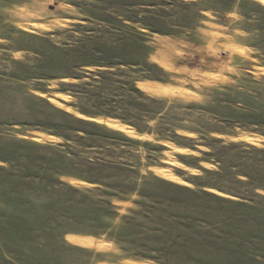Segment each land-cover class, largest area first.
Segmentation results:
<instances>
[{
	"label": "rangeland",
	"instance_id": "rangeland-1",
	"mask_svg": "<svg viewBox=\"0 0 264 264\" xmlns=\"http://www.w3.org/2000/svg\"><path fill=\"white\" fill-rule=\"evenodd\" d=\"M0 264H264V0H0Z\"/></svg>",
	"mask_w": 264,
	"mask_h": 264
},
{
	"label": "trees",
	"instance_id": "trees-1",
	"mask_svg": "<svg viewBox=\"0 0 264 264\" xmlns=\"http://www.w3.org/2000/svg\"><path fill=\"white\" fill-rule=\"evenodd\" d=\"M165 138H168V136H167V137H165Z\"/></svg>",
	"mask_w": 264,
	"mask_h": 264
}]
</instances>
